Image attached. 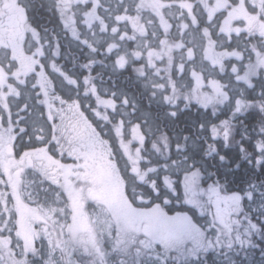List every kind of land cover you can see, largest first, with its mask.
<instances>
[{"label": "snow or ice", "instance_id": "obj_1", "mask_svg": "<svg viewBox=\"0 0 264 264\" xmlns=\"http://www.w3.org/2000/svg\"><path fill=\"white\" fill-rule=\"evenodd\" d=\"M14 2L40 33L39 44L31 41L30 46L40 53L38 70L43 69L52 81L53 102L58 101L65 112V102L69 107L73 103L79 106L84 120L91 125L92 140L108 154V160L119 174L126 206L139 218L136 233L142 231L143 235L127 228L117 230L110 222H103L108 231V242L120 256L119 264H196L200 254L211 249L251 244L250 236L264 227V223L257 224L244 215L243 200H251L254 192L224 195V186L219 180L207 189L201 188V181L207 173L203 165L205 156H217L221 164L226 163L227 158L220 154L217 145L222 142L227 148L233 142V122L252 111L264 116V58L254 56V49L264 50V32L254 31L250 20L248 27L243 21L234 25L230 34L221 28L232 9L240 5L251 14V19L258 17L264 22V0H226V6H218L217 0H163L147 16L137 8L139 0H118L112 11L107 0L99 6L94 5L93 0H87L73 8L77 13V25L71 31L63 23L56 30H50L32 15L35 10L43 9L59 19L61 11L67 8L64 0ZM11 3L12 0H0V13L6 14ZM101 8L106 16L100 15ZM125 16L135 17L138 21L154 19L152 40H163L174 34L182 42L176 47L188 53L181 61L183 70L177 69L171 81L161 82L159 78L148 77V82L143 84L150 100L168 107L164 114L167 118L174 121L181 112L193 107L204 113L210 112L211 116L230 113L229 118L219 123L208 118L199 123V134L205 138L203 144L190 143L188 136L182 138V143L174 144L168 133L158 126H149L150 113H142L140 122H137L134 118L137 105L123 89L97 84L98 74L102 75L105 69L110 68L111 76L119 78L129 68L125 53L121 52L122 47L125 50L129 47L124 39L129 31ZM67 19L71 21L73 17ZM49 31L52 39H49ZM209 35L218 50L227 54L220 66H213L195 56L197 47ZM185 38L187 42H184ZM128 39H132L131 34ZM85 50V62L79 63L77 70L79 56ZM98 54L110 63L97 60ZM134 55L143 59L139 51ZM68 57L72 58L71 69L59 62ZM97 64H100L99 71L96 70ZM143 66L136 68L140 76L145 75ZM194 71H199L205 79V88L199 96L192 91L193 86L200 88L199 78L192 77ZM208 80L218 82L214 85L215 91L207 87ZM25 88L22 98L16 100V115L12 120L16 125V140L11 150L21 163L23 196L31 204L41 203L43 197L46 205L63 206L66 203L63 187L49 178L48 164L52 165L51 171H55L57 165L83 171L84 161L70 154L77 145H69V137L54 131L57 117H50L43 103L32 102L33 94L38 102L42 100L35 84V74L30 90L27 85ZM34 114L41 121L38 128L29 131L31 125L20 126L21 123L27 124ZM72 120L73 114L69 113L65 126ZM3 123L7 127L6 116ZM157 134L159 145L151 140L149 150L146 142ZM259 134L264 137V127H259ZM37 149L46 152L47 163L37 159L23 160L26 152ZM173 151L181 159L172 160ZM152 152L167 156L169 160L161 167L158 161H154ZM240 153L243 154L241 158H250L244 147L240 148ZM252 160L257 168L264 166V138L255 142L250 162ZM29 175L37 179L29 181ZM14 189L15 185H10L8 177L0 172V201L13 204ZM174 200L188 207H168ZM3 211L4 204L0 203V219L4 218ZM196 213L209 217L205 225H198L194 219ZM14 231V225L10 224L0 232V237L12 241L10 250L0 249V264H24L26 258L27 264H47L49 253L46 246L42 245L35 253L26 256L23 245L13 235ZM94 264H105V252L103 258L95 259Z\"/></svg>", "mask_w": 264, "mask_h": 264}, {"label": "trees", "instance_id": "obj_2", "mask_svg": "<svg viewBox=\"0 0 264 264\" xmlns=\"http://www.w3.org/2000/svg\"><path fill=\"white\" fill-rule=\"evenodd\" d=\"M77 4H70L67 6L66 10L61 11V15L59 19H57L52 12L44 11V26H46L50 30H56L60 23H66L65 27L72 29L73 26L76 29L77 25V13L73 11V8L78 5L87 2V0H75ZM126 1V0H125ZM103 0H93L94 5L99 6ZM118 0H107V6L110 11L114 9L115 4ZM127 2V1H126ZM163 2V0H162ZM138 5V4H137ZM139 5H141V1H139ZM61 7L58 2L57 8ZM150 7V11H151ZM65 12V13H64ZM149 14V13H148ZM145 14L144 15H148ZM100 15L106 16L107 13L100 9ZM72 16L73 19L69 21L67 17ZM125 19H128V33L125 34L124 39L126 43L129 45L127 50L123 47L121 48V52L125 53V60L129 63V68L123 73L119 78L115 76H111V69H105L102 75L98 74L97 84L103 85L108 88H119L123 89L124 92L127 93L129 99L134 101L137 105L138 110L135 113L134 118L137 122H140L142 113H150L152 119L148 121L149 126L159 127L162 131L168 133L170 137L173 138V143L183 142L182 138L185 136H180V132L177 128H175V124L181 117L187 119V123L185 124L188 128H195L193 135L190 137V143L195 141L196 144H203L200 142V137L198 131L199 123L203 122L205 118L211 119L215 123H219L220 120L227 119L230 116V113H218L217 116H211L209 113H204L197 108L193 107L191 110L186 112H181L178 117L173 121L167 118L164 114L168 111L167 107H164L162 104H158L155 101L150 100V94L143 87L144 83L148 82V77H151L153 80L159 78L161 82L171 81L174 76H176V68H181V61L185 58L184 52H179V49H176L177 44H173L170 42L169 36H165L163 40H152V29L148 30V37L150 40L146 42L144 37L139 34V30L137 28L138 22H143L144 20H136L135 17L125 16ZM81 31H83L81 29ZM131 34L132 39H128V35ZM49 38H52V32L48 33ZM135 42V43H134ZM160 44V46L158 45ZM157 49L158 57L155 71L160 70L159 76L155 78L153 76L154 71H150L148 69V63L144 64L146 61L145 48L148 50L149 48ZM143 48L142 53H140L143 58L141 62H137L135 60V51ZM177 51H176V50ZM68 49H65L67 51ZM168 50V51H166ZM174 50V51H170ZM254 56L256 58H264V50L257 51L254 49ZM86 57V50L83 55L79 56L77 70H79V63H84ZM71 57H68L67 60L64 58L60 59L61 64H65L69 69L72 68ZM97 60H102L104 64H109L110 62L107 59H104L103 56L97 55ZM162 60V64H158V61ZM147 62V61H146ZM38 65L40 61H37ZM143 66V71L145 72V79L140 76V74L136 71V68ZM182 69V68H181ZM44 73V92L40 91L39 95L42 97L41 101H37L36 96L35 99L32 100L33 103H43L44 110L48 111L49 116H56L57 123L61 127L57 129V131L62 136L69 137L68 144H76V147L86 146V142L88 144L91 143V139L88 140L87 133L85 131L86 127L90 126L87 121L84 120L83 115L79 112V106L76 104H72L71 107L68 106L67 102L63 105V108L67 111H62L59 102L54 103L55 97L53 96V87L52 81L49 79V75ZM39 70V74L41 71ZM97 71L100 70V64H97ZM0 74V80H1ZM35 80H39L35 78ZM217 82V81H215ZM249 82H251V77ZM32 85V81L29 82ZM218 83V82H217ZM49 87L46 90V87ZM207 87L210 88L207 81ZM205 88V79L203 77V82L200 85L199 89H196L193 86V94L199 96L200 93ZM59 91L58 89L56 90ZM215 91V88H213ZM258 94V93H257ZM52 110V111H51ZM73 114V120L70 125L65 126V122L68 119V114ZM76 116L79 119H76ZM218 117V118H217ZM5 119V117L3 118ZM58 119H61L60 121ZM13 119H11L12 121ZM4 121V120H3ZM233 127V142L229 147L225 148L222 145V142L217 145L218 151L221 155H225L227 160L226 163L221 164L217 156L213 157H204L203 165L207 169V173L205 174L203 180L201 181V188L207 189L210 184H213L216 180H219L220 183L224 186L223 193H233V194H246L249 191H253L254 195L251 200L244 199L243 200V210L244 215L248 216L253 222L257 224L264 223V166L257 168L254 165V160L250 162V158L252 154L255 152V142L264 137H261L259 134V127H264V116H262L258 111H252L249 114L239 117V119L235 120ZM13 124V123H12ZM14 126V124H13ZM16 126V125H15ZM14 126V127H15ZM21 127H27L25 123L20 124ZM30 129V128H29ZM28 129V130H29ZM55 131V130H54ZM11 133V131H9ZM14 136L16 137V127L13 131ZM84 139V140H83ZM151 140H154L157 145H159V134L156 136H150L149 141L146 142V146L151 150ZM244 147L247 149L250 158H241L243 154L240 153V148ZM75 148V147H73ZM103 150V149H102ZM104 151V150H103ZM105 152V151H104ZM152 156L154 161H158L161 167L164 166V163L169 160L167 156H159L156 155L155 152H152ZM168 158V160H166ZM172 160H179L181 157L177 155L175 151H173ZM216 166L219 169L218 173H214L212 171L211 166ZM238 165V166H237ZM114 167V166H113ZM115 169V168H114ZM117 173V172H116ZM119 177V174H118ZM121 181V180H120ZM122 182V181H121ZM123 185V183H122ZM233 186H237L240 188H235ZM182 195V190H181ZM168 207H188L187 205H183L182 203H177L175 200L172 205ZM191 215V213H189ZM194 219L199 225H205L209 219V217L200 216L199 213H196ZM46 226L44 229L47 231L48 229L51 231L49 236L51 238L54 237L55 242L54 246L51 243L49 238V244L46 245V250L49 253V260L47 264H80L79 260L83 264H94L95 258L90 257L89 253H86L85 249L80 247L75 253L70 257L66 256L64 245L62 241V233L58 229L54 223L45 222ZM114 224V228H115ZM46 237V233L44 231L43 234ZM45 239V238H44ZM251 244L246 245L244 247H240L236 245L231 249L228 248H218L215 249L214 253H209L207 256H203L202 253L199 256V260L196 264H264V227L261 228L259 232H255L250 236ZM37 246H41L39 241L37 242ZM45 246V245H44ZM72 247V246H71ZM79 247V246H77ZM75 245L72 247L76 250ZM9 249L8 244H4L0 240V249ZM84 248V247H83ZM74 250V251H75ZM101 251L108 252L112 254L113 259H111V264H119L120 256L113 250V248L107 249L102 248ZM84 254V256H80ZM76 256V257H75ZM73 257V259H72ZM75 257V258H74ZM83 259H80V258ZM24 264H26L24 262Z\"/></svg>", "mask_w": 264, "mask_h": 264}, {"label": "rangeland", "instance_id": "obj_3", "mask_svg": "<svg viewBox=\"0 0 264 264\" xmlns=\"http://www.w3.org/2000/svg\"><path fill=\"white\" fill-rule=\"evenodd\" d=\"M64 2L69 6L74 3V0H64ZM64 11L67 10L64 9ZM63 24L64 26L66 25L64 22ZM149 27L152 26H146L144 22L137 23L139 34L144 37L148 35V30H151ZM74 29L75 27L73 26L70 31ZM158 45L160 46V44ZM197 49H203V45L197 47ZM142 50L143 48L137 51L142 53ZM158 56L157 49L155 50L151 47L146 50L145 48L144 57L148 63V69L151 72L154 71L153 76L155 78L159 76L160 72L159 69L155 71L156 58ZM135 60L141 62L142 59L135 56ZM207 60L213 63L209 56L204 61ZM18 63L20 65L24 64L23 61L17 62L15 59L10 60L5 54H0V64H3L6 70L13 71V68L17 69ZM158 64H162V60H159ZM31 66L33 67L32 63ZM180 70L183 69L180 68ZM196 74L200 75L199 72H194L192 75ZM142 77L145 79L144 76ZM193 78L195 79V77ZM198 78L201 85L203 82L202 76ZM216 83L214 80H208V85L212 89ZM35 84L39 88V92H44L43 77L36 80ZM30 88L28 89L30 90ZM22 91L24 92L25 89H22ZM19 94V91L11 89L0 91V151H2L0 153V172H3L8 177L10 185H15L13 204L8 205L4 201H0V203L4 204V218L0 219V232L7 229L10 224L14 225L15 231L13 235L21 242L27 256L28 253H35L42 245H48L49 238L54 246L53 242H55V239L49 236L51 231L44 229L46 226L45 222L54 223L62 233V241L67 257H70L73 252L75 253L82 247L86 253H89L90 257H94L95 259L103 258L104 251L100 249L105 247L107 249L113 248L112 243L108 242V231L103 222H110L112 228H114L115 224V229L117 230L127 228L130 232L136 233V226L139 220L124 202L123 185L118 177V173H116L113 167L114 165L108 160V154L102 150L103 148L100 147L98 142L92 140V137L87 134V139H91V143L88 144L86 142V146L72 148L70 153L84 161L82 165L83 171H73L70 167L61 169L63 167L59 165L55 167V171H51L52 165L48 164L51 173L49 178L54 179L63 187L66 203L63 206L46 205L43 197H41V203L31 204L26 202L23 196L24 177L21 171V163L16 160L12 153H9L12 150L13 142L16 140L13 134L16 126H13L11 119L16 115V100L22 98V94ZM34 95L33 100L35 99ZM163 106L167 107L166 105ZM47 114L49 115L50 113L47 111ZM5 116L8 120L7 127L4 126L2 120ZM21 121L23 122V116H21ZM40 123L41 121L37 120L34 114L25 125H31L29 129L31 131L32 129L38 128ZM59 128L60 126L56 123L54 130L57 131ZM37 150L34 152H26L23 160L37 159L47 163V154L38 153ZM27 171L30 172L31 169ZM27 179L31 181L37 178L29 175ZM222 194L233 195V193ZM44 231L46 237L42 235ZM136 234L143 235V232L141 231ZM0 240L2 243L8 244L10 248L12 241L8 237H0ZM38 241L39 244L41 243V246H37ZM74 245L79 247L76 250L74 248L72 249ZM215 251V249H211L206 253H202V255L207 256L209 253H214ZM80 256L86 258L84 254ZM80 259L83 258L81 257ZM111 259H113L112 254L105 252V264H111ZM24 262L27 264V258ZM79 262L83 264L80 260Z\"/></svg>", "mask_w": 264, "mask_h": 264}, {"label": "flooded vegetation", "instance_id": "obj_4", "mask_svg": "<svg viewBox=\"0 0 264 264\" xmlns=\"http://www.w3.org/2000/svg\"><path fill=\"white\" fill-rule=\"evenodd\" d=\"M139 1H141V5H139L138 3L137 8L141 9L145 14L154 12L155 6L162 3V0H139ZM37 2L39 3L40 0H37ZM217 4L218 6H226V0H217ZM150 7L152 9L151 11H150ZM32 15L35 19L41 21V23L44 25L43 9L35 10L32 13ZM246 17H248V19H245ZM249 20L251 21V28L254 31L264 32V22L259 21L258 17L256 19H251V14L248 13V11L243 7V5L237 6L232 9L228 17L225 19L224 23L221 25V28L222 30H225L226 33L230 34L233 32L234 25L238 24L240 21H243L245 27H248ZM143 22L146 24V26H152L149 28L153 29L154 19L147 21L144 20ZM39 37H40V33L37 32L33 24L30 23L28 18L24 16L23 11L18 7H16L14 0H12V3L10 4L9 8L6 11V14L0 13V54L1 53L5 54L7 57H9L10 60L15 59L17 62L23 61L24 64L20 65L18 63L17 69H14L13 73L10 74V76H6L3 73L4 70L0 67V74L3 75L1 76V80H0V91L4 89H11L14 91H19L20 94H22V89L26 90L25 88L26 85L28 86V88L31 87L29 85V82L32 81L33 74H35V78L37 79H40L41 75H43L44 77V73L42 72V70H40L41 74L38 73L39 72L38 64L36 63L38 60L40 61V53L35 52L33 48L30 46L31 41H35L36 44L38 45ZM166 39H170V42L173 44L182 43L180 39L176 37L174 34L170 35L169 38ZM144 40L148 42L150 38L147 35H145ZM204 41L201 42V45H203V49L200 50L196 49L195 56L200 60L204 58L206 59L209 56V58H211V61L214 63L213 66L222 65L225 61L227 54L218 50L216 43L211 39L210 35L205 36ZM184 42H187V38H185ZM178 49L179 52H182V48H178ZM184 55L186 58L188 56V53L184 52ZM208 61L209 60H207V62ZM31 63L33 64V67L31 66ZM208 63H210V61ZM16 72L17 74H15ZM194 72L197 73L198 71H194ZM7 78L13 79V85H7V81H6ZM46 88H47L46 90L49 89L48 86ZM58 120L60 121L61 119ZM90 127L91 125L89 127H86L85 129L88 136H91L89 133ZM86 138L87 136L84 139ZM37 151L38 153H46L44 150H37ZM0 153H2V151H0ZM9 153H12V151L10 150ZM61 169H64V167Z\"/></svg>", "mask_w": 264, "mask_h": 264}, {"label": "bare ground", "instance_id": "obj_5", "mask_svg": "<svg viewBox=\"0 0 264 264\" xmlns=\"http://www.w3.org/2000/svg\"><path fill=\"white\" fill-rule=\"evenodd\" d=\"M185 124H188L187 123V119H185L184 117H181L180 119H178V121L176 122L175 124V128H177L180 132V136H188V137H191L195 130V128L191 127V128H188ZM190 125V124H188ZM200 142L201 143H204L205 142V138L202 136L200 137ZM213 165V164H212ZM211 169L212 171H214V173H218L219 172V169L213 165V167L211 166ZM235 188H240V187H237V186H233Z\"/></svg>", "mask_w": 264, "mask_h": 264}]
</instances>
